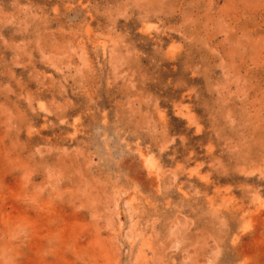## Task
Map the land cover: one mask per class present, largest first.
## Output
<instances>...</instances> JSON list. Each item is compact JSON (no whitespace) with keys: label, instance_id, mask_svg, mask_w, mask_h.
Instances as JSON below:
<instances>
[{"label":"rangeland","instance_id":"rangeland-1","mask_svg":"<svg viewBox=\"0 0 264 264\" xmlns=\"http://www.w3.org/2000/svg\"><path fill=\"white\" fill-rule=\"evenodd\" d=\"M0 264H264V0H0Z\"/></svg>","mask_w":264,"mask_h":264}]
</instances>
